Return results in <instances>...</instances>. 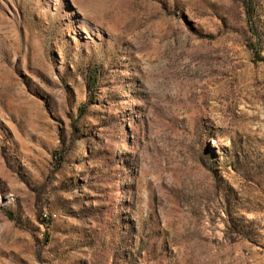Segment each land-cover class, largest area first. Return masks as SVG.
<instances>
[{
    "label": "rangeland",
    "instance_id": "374dc122",
    "mask_svg": "<svg viewBox=\"0 0 264 264\" xmlns=\"http://www.w3.org/2000/svg\"><path fill=\"white\" fill-rule=\"evenodd\" d=\"M0 264H264V0H0Z\"/></svg>",
    "mask_w": 264,
    "mask_h": 264
},
{
    "label": "trees",
    "instance_id": "16d2710c",
    "mask_svg": "<svg viewBox=\"0 0 264 264\" xmlns=\"http://www.w3.org/2000/svg\"><path fill=\"white\" fill-rule=\"evenodd\" d=\"M81 111H83V109L81 108Z\"/></svg>",
    "mask_w": 264,
    "mask_h": 264
}]
</instances>
